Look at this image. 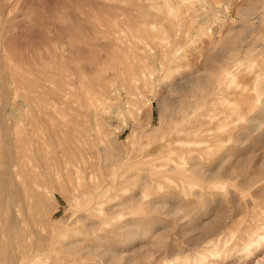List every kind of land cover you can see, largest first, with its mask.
<instances>
[{
	"label": "rangeland",
	"instance_id": "obj_1",
	"mask_svg": "<svg viewBox=\"0 0 264 264\" xmlns=\"http://www.w3.org/2000/svg\"><path fill=\"white\" fill-rule=\"evenodd\" d=\"M0 85L1 254L264 264V0H0Z\"/></svg>",
	"mask_w": 264,
	"mask_h": 264
},
{
	"label": "bare ground",
	"instance_id": "obj_2",
	"mask_svg": "<svg viewBox=\"0 0 264 264\" xmlns=\"http://www.w3.org/2000/svg\"><path fill=\"white\" fill-rule=\"evenodd\" d=\"M12 205H13V202H12ZM18 223L19 222H16V229H15V231H13V234L12 235H18L20 237V233L21 232L19 230V227H18L19 224ZM214 231H215V229H214ZM23 238L24 237L22 235L19 238V240L22 239V241H23ZM263 240H264V237H262V236L261 237H258L257 240H255L253 242L251 241L252 243L250 245L251 246H254V245L256 246L260 242H262ZM12 242H10L11 245H10V249H9V251H12L13 252L12 256L11 257L9 256L10 253L8 251H7L8 253H5V251L7 249L3 250L4 252H2V254L0 253L1 254L0 255V264H42L43 258L42 257H39V255H40L38 253V250L39 249L36 250V248L34 246L27 245L25 243V240L23 242H21V241H19V242L12 241ZM223 243H225V242H223ZM250 245L247 246V250L248 251L251 248ZM214 254H215V252H214Z\"/></svg>",
	"mask_w": 264,
	"mask_h": 264
}]
</instances>
